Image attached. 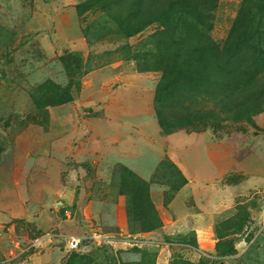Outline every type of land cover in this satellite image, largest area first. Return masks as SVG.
Wrapping results in <instances>:
<instances>
[{
    "label": "rangeland",
    "instance_id": "obj_1",
    "mask_svg": "<svg viewBox=\"0 0 264 264\" xmlns=\"http://www.w3.org/2000/svg\"><path fill=\"white\" fill-rule=\"evenodd\" d=\"M87 1L0 0V264L105 251L141 262L137 250L154 264H264V104L169 133L161 72L132 57L155 50L163 25L126 38ZM260 2L192 0L189 12L221 42Z\"/></svg>",
    "mask_w": 264,
    "mask_h": 264
},
{
    "label": "trees",
    "instance_id": "obj_2",
    "mask_svg": "<svg viewBox=\"0 0 264 264\" xmlns=\"http://www.w3.org/2000/svg\"><path fill=\"white\" fill-rule=\"evenodd\" d=\"M191 1L89 0L79 6V9H91L101 4L99 11H110L113 25L126 38L141 33L153 23L163 25V30L151 35L145 44L148 46L152 42L155 50L138 52L132 57L140 71L161 72L155 108L161 126L169 133L184 128L192 120L217 121L215 111L219 108L233 121L241 122L256 114L264 104L261 100L264 97L257 95L261 63L264 74V0H261L260 7H254L255 11L249 16L239 17L232 32L221 42L201 29L203 22L198 17V8L194 13L193 9L189 12V8L193 7ZM189 22H192L190 28L185 31ZM89 29L91 26L85 31L89 32ZM177 31L183 36L177 35ZM85 36L89 37L87 33ZM67 95L70 100L69 93ZM203 103V112L195 109ZM205 106H209V110L206 111ZM166 116L171 119L170 124ZM147 202L149 204V197ZM150 208L154 210L152 204ZM157 224L161 226L160 221L155 224L156 227ZM192 244L197 246L196 238ZM137 252L141 262L125 261L124 251L113 254L105 251L101 260L99 255L73 253L67 264H154V257L146 252Z\"/></svg>",
    "mask_w": 264,
    "mask_h": 264
},
{
    "label": "built area",
    "instance_id": "obj_3",
    "mask_svg": "<svg viewBox=\"0 0 264 264\" xmlns=\"http://www.w3.org/2000/svg\"><path fill=\"white\" fill-rule=\"evenodd\" d=\"M68 246L70 249L72 250H76L80 247L81 244V239L80 238H76V237H72L69 242H68Z\"/></svg>",
    "mask_w": 264,
    "mask_h": 264
}]
</instances>
